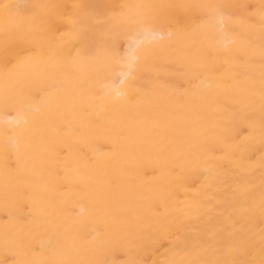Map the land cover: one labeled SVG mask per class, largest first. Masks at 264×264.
<instances>
[{
	"label": "bare ground",
	"instance_id": "bare-ground-1",
	"mask_svg": "<svg viewBox=\"0 0 264 264\" xmlns=\"http://www.w3.org/2000/svg\"><path fill=\"white\" fill-rule=\"evenodd\" d=\"M207 3L259 0H0V264H181L228 214L259 240L264 36Z\"/></svg>",
	"mask_w": 264,
	"mask_h": 264
},
{
	"label": "snow or ice",
	"instance_id": "snow-or-ice-1",
	"mask_svg": "<svg viewBox=\"0 0 264 264\" xmlns=\"http://www.w3.org/2000/svg\"><path fill=\"white\" fill-rule=\"evenodd\" d=\"M13 6L5 4L4 9L6 12ZM43 7L49 9V14L43 18L42 26L54 24L58 15V10L62 7L56 4L44 5ZM83 7V6H78ZM197 7L203 8L207 11L206 20L208 22L218 23L221 31L226 35H232L234 38L243 40V35L231 32L229 29V22L233 21V17L226 11V9L232 7H240L248 13L247 18H239L237 20H243L250 28H254L256 20L258 18L259 27L262 36H264V0H259L256 5H224L220 3H207L197 5ZM145 25V31H150L151 21L147 18L142 20ZM262 55H264V43L261 45ZM107 57L109 60H115L117 63L122 64L126 70L127 75L131 78V81L135 80V72L137 65L141 59L142 53L140 52L139 43L132 42L129 44L128 49L121 53L113 44L107 50ZM130 81L129 87L133 88L135 85ZM127 92L121 93V95L127 96ZM261 108L264 111V74H262V87H261ZM262 129V143H264V122L261 125ZM264 165V160H262ZM260 214L264 217V185L261 186L260 191ZM251 208V205H250ZM235 218L233 215L228 214L224 216L217 229L209 233L203 239H196L194 242L188 240L182 241L184 244L191 243L192 259L185 260L181 264H264V226L261 227L259 240L257 241L250 232H242L235 227ZM209 250L215 251L223 256L214 260L196 258L202 252ZM244 256V259H237V256ZM24 264H30V262H24ZM67 264H92L90 261H69ZM161 264H177L174 260L165 259Z\"/></svg>",
	"mask_w": 264,
	"mask_h": 264
}]
</instances>
